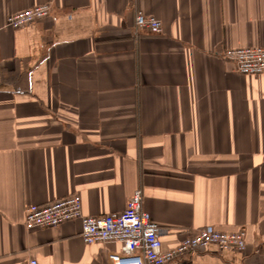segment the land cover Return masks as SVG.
I'll use <instances>...</instances> for the list:
<instances>
[{
	"label": "crops",
	"instance_id": "crops-1",
	"mask_svg": "<svg viewBox=\"0 0 264 264\" xmlns=\"http://www.w3.org/2000/svg\"><path fill=\"white\" fill-rule=\"evenodd\" d=\"M246 46H264V0H0V264H109L119 243H84L79 220L27 229L24 210L77 193L115 213L137 188L163 250L245 233L166 264H264V73L220 55Z\"/></svg>",
	"mask_w": 264,
	"mask_h": 264
},
{
	"label": "built area",
	"instance_id": "built-area-1",
	"mask_svg": "<svg viewBox=\"0 0 264 264\" xmlns=\"http://www.w3.org/2000/svg\"><path fill=\"white\" fill-rule=\"evenodd\" d=\"M50 9L49 3H43L10 13L6 17V25L14 29L24 27L48 17ZM134 26L136 30L159 33L162 23L159 18L137 8ZM220 55L241 74L264 73V46L226 48ZM142 197V190L137 188L122 211L94 216L83 214L80 196L73 193L48 203L28 205L24 210L23 222L27 229H32L55 227L66 221L79 220L80 237L84 243H119V252L108 255L109 264H166L210 245L218 249H245L243 230L223 232L204 228L187 234L174 247L163 250L160 228L143 209ZM29 264H35V261H29Z\"/></svg>",
	"mask_w": 264,
	"mask_h": 264
}]
</instances>
